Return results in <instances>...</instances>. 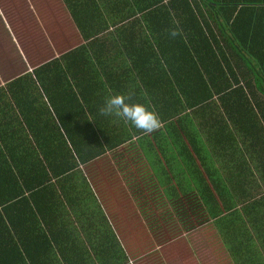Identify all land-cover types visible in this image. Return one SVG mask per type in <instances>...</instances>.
Masks as SVG:
<instances>
[{"label":"trees","instance_id":"1","mask_svg":"<svg viewBox=\"0 0 264 264\" xmlns=\"http://www.w3.org/2000/svg\"><path fill=\"white\" fill-rule=\"evenodd\" d=\"M63 3L83 42L0 87V264H52L55 253L74 264L78 257L55 246L47 230L50 214L57 227L65 223L67 208L75 217L90 213V264H128L99 206L89 211L83 202L88 192L95 205L81 166L142 135L100 115L103 89L129 88V102L142 101L162 122L187 108L214 156L230 153L239 133L264 163V0ZM124 21L113 41L134 79H101L103 32ZM262 169H254L259 179ZM244 178L224 174L239 199Z\"/></svg>","mask_w":264,"mask_h":264},{"label":"rangeland","instance_id":"2","mask_svg":"<svg viewBox=\"0 0 264 264\" xmlns=\"http://www.w3.org/2000/svg\"><path fill=\"white\" fill-rule=\"evenodd\" d=\"M30 2L35 8L33 16L27 10L25 0H0L2 16L14 36L12 41L0 16V85L28 69L31 71L81 41L78 31L73 30L65 16L60 15L53 4L49 5L51 0ZM186 118L187 113L178 116L177 121L180 122L164 130L176 153L177 164L195 184L187 191V198L179 195L177 199L175 194L180 192L175 189L178 188L171 185L167 189L165 186L168 183L167 176L173 170L167 165L166 159L150 157L152 152L159 151L161 154L167 151L165 145L154 146V141L161 134L146 136L135 143L142 150V157H138V160L130 155L132 147L126 146L83 166L103 211L110 218L128 264H201L200 261L203 264L241 263L238 262L241 257L234 252L233 256L228 255L221 243L228 251L232 250H229L232 244L238 247L235 237L242 234L245 225L231 223L229 218H223V214L232 207L228 206L224 194L205 188L203 183L197 185L201 180L191 167L197 165L194 160H203L197 153L198 146L195 147L194 156L186 158L185 153L182 157L183 152L188 151V145H197L189 137L192 128L186 126ZM168 162L170 164L171 160L168 159ZM128 170L132 179L126 180L129 176L122 173ZM150 172L160 179L161 191H152L153 185L147 182ZM140 187L143 189L141 195L135 192ZM135 198L142 200L135 201ZM127 200H134L135 204L131 206L129 202L128 207ZM258 208L264 211L259 206H256V210L252 209L255 216L251 225L254 232L251 234L255 235L257 249L262 256L254 259L255 264L260 258L264 259V222L261 218L264 215ZM204 242L211 248L202 245ZM238 242L241 243L240 240ZM217 248L223 251L215 250ZM250 259L253 260L252 257Z\"/></svg>","mask_w":264,"mask_h":264},{"label":"crops","instance_id":"3","mask_svg":"<svg viewBox=\"0 0 264 264\" xmlns=\"http://www.w3.org/2000/svg\"><path fill=\"white\" fill-rule=\"evenodd\" d=\"M30 1L31 0H25V4L28 7L27 10L30 11L31 16H33L35 15V8H34V5H32ZM52 4L55 6V10L59 12L60 15L65 16L68 23L72 25V27L74 28L72 29L77 31L72 20L69 17V14L63 3V0H51L49 5L51 6ZM136 15L138 16L139 13H136ZM0 16H1V21L5 27L6 32L10 35V37L12 38V41H14V36L12 35L10 31L9 25L5 21V18H3L2 16L1 7H0ZM122 25H125V26H122ZM120 27H123V28L126 27L125 21L122 23H119V25L118 24L112 25V26L108 25L107 27L108 30L103 32L104 39L107 38V40L109 41H105L103 43L104 44L103 60L105 61L106 66H104L101 69V73H100L102 74L101 79L106 78V77L107 78L109 77L111 79H120V80L134 79L135 73L130 69L128 58L127 56H125V53L121 50V43L114 44V41H113L114 30ZM82 42L83 41L81 39L79 44H81ZM111 48H117L119 50L112 52L110 51ZM106 51H108L107 54L105 53ZM57 56H53V57H57ZM91 57L92 56H90V61L92 60ZM26 73L29 74L30 70L28 69V71H25L21 75L26 74ZM12 79L14 78L9 79L7 82H9ZM5 83L0 85V87H2ZM125 86H128V85L126 84ZM125 89L126 91H122V94H128L131 92L129 88H125ZM103 91L105 95L107 96L112 95L111 90L103 89ZM145 99H147L146 96H145ZM147 103L149 104L148 100H147ZM140 104H142V101L140 102ZM178 106L179 105H177V107ZM171 110L173 109L170 108L169 111ZM169 113L173 114V111ZM185 113L188 114V118L184 120L186 123V126L192 128V134L190 132L189 137L190 138L192 137L193 138L192 141H195L197 145H192V143L188 145V151L183 152L182 157L184 156L185 153H186L185 154L186 158L191 157L192 155L194 156L196 154L194 153L195 147L198 146L197 153L199 154L200 158H203V160L201 161L194 160L196 161L197 165L191 167L196 170L193 173H196L199 176V179L201 180L199 184L197 185H200L201 183H203L205 188L211 189L214 191H219V193L224 194L227 197L226 201H227L228 206L232 205V207L223 214V218L226 217L225 220L229 218V221H231V223H239V224L245 225V228L243 229L242 234H240L239 237H235V239L237 240L238 247L232 244L231 246H229V250L230 248L232 250L228 251L224 247L223 243L221 244L224 250L228 253V255L230 254V256H233V252H234V254L241 257V259L238 260V262H241L240 264H255L256 262H254V259L258 258L259 256L261 257L262 255H261L260 250L257 249L258 244L255 238V235L251 234L252 232H254L253 226L251 227V225L253 224V219L255 216L252 213V209L255 208L254 210H256V206L262 207L264 209V163L260 165L257 164V161H256L257 159L254 155L255 153H250L251 151L248 150V147H244L243 145H241V142L245 140L244 137L246 136L244 135L241 136V134H239L238 132L237 133L239 136L238 135L235 136V141H234L235 143L230 144L233 146L227 147L228 149L232 151L230 153H226V152L217 153L215 154L216 158L214 159L215 156L212 153H210L208 145L201 131H199V129L195 125L194 120L190 116L189 109L185 108V110L181 111V113H179L177 116H170L173 118H171L167 122H163V126L159 130L152 133V134H161V135L163 134L162 136L160 135V137L154 141V146L157 144L165 145L164 148H167V151L161 154H159V151L158 152L155 151V152H152L150 155V157L153 156L154 158H156V160H158L160 157L162 158V160L166 159L167 165H170L173 168L172 172H170L169 175L167 176L168 183L165 186H167V189H170L171 185L172 187L174 185L178 188V189L173 188L175 190H178L177 192H180V194L179 193L177 195L175 194V197L177 199L179 198V195L180 196L182 195L183 198H187V191L190 189V187H194L195 184H193L190 181V178L186 175V173L182 171V169L179 167V164H177L178 161L175 158L176 153L174 152V150L172 149L170 145V138H168L169 136L166 134L164 128L165 127L169 128V126L174 127L175 125H177L178 122H180L179 120L177 121L178 116L180 115L182 116ZM5 124H6L7 132H8L9 124L8 123H5ZM12 126L13 124H11V127ZM228 126L231 128L232 132L235 133L236 131V129H234L235 126H233L230 123L228 124ZM146 136H149V135L142 134L140 136L134 137L127 143L123 144L122 146L114 150H118L119 148L122 149L123 147H126V146L132 147L133 151L130 153V155L135 157L138 160V157H142V153H141L142 150H140V147L135 143H137L139 140H141L142 138ZM183 139H187V138H183ZM112 151L106 152L102 156ZM262 153H264V148H262ZM127 154H129V152H127ZM259 155L264 157L261 154ZM168 159L171 160L170 164L168 162ZM85 165L81 166V170L88 183V189L92 193V196H93L92 199L95 202V205L92 202L91 203L92 205L90 206V193L88 194V192L85 195V199H83V202H85V205L88 206L89 211L91 207L93 208L96 205L99 206L110 228L109 230L111 231L112 235L114 236L117 243L119 244V241L117 240V237L115 236V232L113 230L114 228L112 227L110 218L103 211L102 206L99 202V199L97 198V195L95 193L94 186L92 182H90V179L88 178L87 174L85 173L83 169V166ZM261 167L263 168L261 170V174L263 175V177L259 179L257 174H255L254 169H260ZM176 170L178 172H176ZM236 170L238 172H235ZM230 173H234V175H244L245 176V178L242 181L243 185H241L242 192L245 193L244 198L239 199L240 196L238 195L235 196V194H232V192L230 191V188L227 186L226 181L224 180V174H230ZM122 175L129 176L125 178L126 180H129L130 178L132 179V176L129 170L125 173H122ZM148 175H149L148 176L149 179L147 180V182L153 185L152 191L153 192L161 191L160 179L157 176H155V174H153L152 172L148 173ZM179 177H181V179ZM121 183L123 184V181H121ZM159 187H160V190H159ZM142 190H143L142 187H140L139 189H135V192H138L141 195L143 193ZM144 195L147 196V194H144ZM134 200L136 201L137 199L135 198ZM134 200H129V202L131 203V206L135 204ZM140 200H142V198H139V200L137 201H140ZM126 202L128 206L129 204L128 200ZM181 205L184 206L183 203H181ZM65 210H64L65 212L63 213L65 223H63L62 226L57 227V225H59V222L57 223L56 220L55 222H52V218L50 214V219L48 220V224H50L51 229H47V230L50 233V236L52 237V239H54L55 246H60L66 249L70 253V255L72 256L74 255L78 257L77 260L74 262V264H90V250H89L90 245H88V241H87V235H89V227H90V216H89L90 213L88 214L87 212L85 215H82L79 211H77V216L75 217L71 213L70 209L67 208ZM259 210L264 215V211L262 209H259ZM56 218H57V215H55V219ZM261 218L264 222V217H261ZM53 223L56 226V227L54 226L55 228L53 227ZM233 232L235 233V231ZM47 237L49 238V235ZM66 240H70V242L64 243ZM238 240H240L241 243H239ZM203 244L206 245L207 248H211V246L206 244L205 242L202 243V245ZM119 245L123 251L121 244ZM215 250L223 251V250H220L219 248ZM59 256H62V255L59 253H55L54 260H52L53 261L52 264H64L61 257ZM250 257H252L253 260H251ZM248 259H250V261H248ZM200 262L201 264H203L202 261ZM257 264H264V259L260 258L259 260H257Z\"/></svg>","mask_w":264,"mask_h":264},{"label":"clouds","instance_id":"4","mask_svg":"<svg viewBox=\"0 0 264 264\" xmlns=\"http://www.w3.org/2000/svg\"><path fill=\"white\" fill-rule=\"evenodd\" d=\"M170 36L175 38L181 35L178 28L170 30ZM133 94H115L108 96L99 109V113L105 117H111L114 122H127L135 127L143 135H150L163 126L158 113L150 110L144 104L130 103Z\"/></svg>","mask_w":264,"mask_h":264}]
</instances>
